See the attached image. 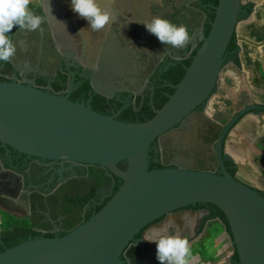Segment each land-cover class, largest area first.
<instances>
[{
	"label": "water",
	"instance_id": "obj_1",
	"mask_svg": "<svg viewBox=\"0 0 264 264\" xmlns=\"http://www.w3.org/2000/svg\"><path fill=\"white\" fill-rule=\"evenodd\" d=\"M252 9L243 0H218L209 34L200 32L203 44L175 92L143 122L120 121L33 84L0 81L4 145L28 156L98 165L121 181L111 199L87 221L64 236L31 238L10 247L0 252V264H140L147 253L148 229L163 228L173 217L189 214L198 216V232L211 210L188 207L201 203L213 204L225 214L239 264H264V194L225 167L226 158L234 161L227 153L220 173L184 164L150 169L156 140L174 136L187 144L195 137L196 127L210 113L196 110L215 93L225 67L242 73L233 61L226 65L227 49L238 23ZM233 52L239 54V45ZM111 64L120 71L126 67L125 60L116 64L109 60L103 71H110ZM250 112L261 114L264 105L251 103L237 111L222 130L219 149L236 122ZM139 234L141 254L132 261L127 249Z\"/></svg>",
	"mask_w": 264,
	"mask_h": 264
},
{
	"label": "flooded vegetation",
	"instance_id": "obj_2",
	"mask_svg": "<svg viewBox=\"0 0 264 264\" xmlns=\"http://www.w3.org/2000/svg\"><path fill=\"white\" fill-rule=\"evenodd\" d=\"M49 3L56 20L46 16L48 0H32L29 8L44 16V23L36 31H25L17 25L7 33L16 45V53L8 62L0 60V81L33 84L40 90L68 97L124 122H141L155 113L157 89L175 88L168 71L192 57L202 41L200 32H204L210 22L209 13L214 11L211 3L192 0L189 16L183 13L169 17L176 25L190 26L188 21L192 22L187 27L189 44L176 49L162 44L140 23L144 22L140 19L141 12H126L118 2L114 6L98 0L111 16L110 23L99 31H93L86 19L72 11L71 0H49ZM82 28L85 30L77 35ZM109 60L115 64L125 60L124 71L112 64L110 71H103ZM231 61L228 54L226 65ZM219 86L220 81L215 93L196 112L212 111L213 104L222 99ZM251 103L237 107V99L228 98L223 108L218 109L230 110L229 120L223 123L208 115L187 144L179 143L174 136L166 137L163 142L156 140L150 151V164L154 162L157 168L184 164L190 169L220 173L221 160L226 155V139L247 114L236 122L219 149L222 130L237 111ZM0 164L3 168L0 169V252L27 239L66 235L82 224L87 215L113 193L119 182L104 167L28 156L1 141ZM224 165L228 170L235 169L234 176L241 180L237 177L235 160L226 158ZM97 181L103 182L91 197ZM252 187L264 194L263 190ZM188 208L211 210L206 203ZM152 229H148L144 238L151 236ZM167 236H173V231ZM142 238V234L137 235L128 247L133 249L132 261L141 254L138 243ZM146 245L147 253L140 264H160L156 259V242L146 240Z\"/></svg>",
	"mask_w": 264,
	"mask_h": 264
},
{
	"label": "crops",
	"instance_id": "obj_3",
	"mask_svg": "<svg viewBox=\"0 0 264 264\" xmlns=\"http://www.w3.org/2000/svg\"><path fill=\"white\" fill-rule=\"evenodd\" d=\"M117 2L126 12H141L143 14L141 21H150L155 16L170 21L169 17L179 14L186 13L189 16V11L193 8L190 6L192 0H104V3H111L114 6ZM243 2L253 9L245 19L240 20L236 28L242 73L236 72L229 66L226 73L227 77L232 78L238 86L242 83L240 79L242 77L244 80L242 84L249 98L264 104V0H243ZM191 23L189 20L188 25L191 26ZM236 88H234L235 95L238 93ZM243 173L244 176L252 179L249 172ZM261 175L264 177V171ZM197 218L198 216L189 214L173 217L170 223L164 224L163 228L153 227L152 233L160 235L159 237L167 236L172 231L173 236L183 235L190 245L186 259L190 261L189 255L193 253L196 255V264H235L233 256L235 248L224 223L218 218L211 219L196 235L194 229Z\"/></svg>",
	"mask_w": 264,
	"mask_h": 264
},
{
	"label": "clouds",
	"instance_id": "obj_4",
	"mask_svg": "<svg viewBox=\"0 0 264 264\" xmlns=\"http://www.w3.org/2000/svg\"><path fill=\"white\" fill-rule=\"evenodd\" d=\"M31 3L32 0H0V60L8 62L16 53V45L7 35L14 26L18 25L19 29L25 31H36L44 23L45 17L36 14L29 8ZM71 5L72 11L86 19L93 31L102 30L110 23L109 11L103 9L98 0H71ZM46 16L56 20L52 14L49 0ZM59 22L63 24V22ZM140 23H143L146 29L155 35L162 44L180 49L186 47L190 42L186 25H176L159 16ZM84 30V28L80 29L77 35ZM144 239L156 242V259L160 261V264H189L186 259L190 250L188 240L179 236H161L159 239L145 236Z\"/></svg>",
	"mask_w": 264,
	"mask_h": 264
},
{
	"label": "rangeland",
	"instance_id": "obj_5",
	"mask_svg": "<svg viewBox=\"0 0 264 264\" xmlns=\"http://www.w3.org/2000/svg\"><path fill=\"white\" fill-rule=\"evenodd\" d=\"M225 67L222 78L220 80L219 94L222 99H218L211 107L209 115L212 118H217L221 122L226 123L231 116L230 110H219L223 108L224 101L228 98L237 99V107L243 106L245 103H257L252 101L246 94V89L241 85H236L232 78L227 77ZM240 84V83H239ZM238 87V88H236ZM234 88L238 90L234 96ZM220 100V101H219ZM227 102V101H226ZM228 104V102H227ZM225 108V105H224ZM214 112V113H213ZM214 114V115H212ZM264 114H247L229 133L226 143V153L236 161L238 165L237 177L250 182V185L264 191V177L261 172L264 171ZM243 172H249L250 177L244 176ZM254 177V178H253ZM256 178V179H255ZM1 218V216H0ZM162 233V232H160ZM160 235L151 233V238L159 239ZM189 255V264H196V255Z\"/></svg>",
	"mask_w": 264,
	"mask_h": 264
},
{
	"label": "trees",
	"instance_id": "obj_6",
	"mask_svg": "<svg viewBox=\"0 0 264 264\" xmlns=\"http://www.w3.org/2000/svg\"><path fill=\"white\" fill-rule=\"evenodd\" d=\"M204 1L207 2V3H211L213 6L218 4V0H204ZM214 17H215L214 11L210 12L209 13L210 22L214 19ZM210 22L205 26V29H204V33H205L206 36L209 34V31H210V28H211ZM202 44H203V40L200 42V44L197 47V49L193 52L192 56H194L197 53L198 49L202 46ZM237 48H238V43H237L236 33H235L234 36H233V39L231 40V42H230V44L228 46L227 52H228L229 55H231L232 61L237 66L241 67V62H240L238 53L233 52ZM191 62H192V57L187 59V60H185L183 63H178L175 66H172L170 68L168 73H169V77L171 78V81H172L171 83L172 84L177 85L180 82V80L183 78V76L186 73L187 67L191 64ZM174 92H175V88H173V87L172 88H168V87H165V88L164 87H160V88H158L156 93H155V96H154V102H155L156 109H160L161 107H163L164 104L168 101L170 95H172ZM154 115H155V113L152 112L148 119L152 118ZM148 119H146V120H148ZM146 120H144V121H146ZM141 122H143V121H141ZM120 167L125 168V164H120ZM153 168H157V166L155 165L154 162H152L150 164V169H153ZM229 171L234 175L235 169L234 170H229ZM116 179H118V178L116 177ZM102 182L103 181H97L94 184V186H93V188L91 190V193H90L91 197L95 195V191L99 188V186L102 184ZM120 184H121V181L119 180V182L116 183L115 186H114L113 193L109 197H107L105 199V201L101 205L97 206V208H96V210L94 212H91L90 214H88L86 219H85V221H87L93 214L98 212L111 199V197L118 190ZM209 207H210L212 212H211L210 216H208L205 219V221H204V223L202 225V229H203V227H204V225H205V223L207 222L208 219L218 218L221 221H223V223H224V225L226 227V230L230 232V228H229V224H228L227 218H226L225 214L222 212V210L220 208H218L217 206L213 205V204H209ZM3 251H1V252H3ZM127 256L132 258V256H133V249L132 248H128L127 249ZM233 256H234V263L235 264H239V256H238V253H237L236 249H235V252H234Z\"/></svg>",
	"mask_w": 264,
	"mask_h": 264
}]
</instances>
